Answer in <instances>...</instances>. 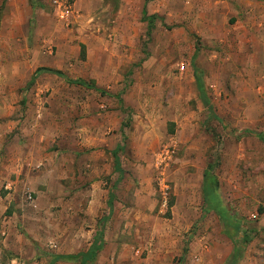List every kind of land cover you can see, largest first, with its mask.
Masks as SVG:
<instances>
[{"label": "rangeland", "instance_id": "obj_1", "mask_svg": "<svg viewBox=\"0 0 264 264\" xmlns=\"http://www.w3.org/2000/svg\"><path fill=\"white\" fill-rule=\"evenodd\" d=\"M71 2L0 0V264H264V0Z\"/></svg>", "mask_w": 264, "mask_h": 264}, {"label": "trees", "instance_id": "obj_2", "mask_svg": "<svg viewBox=\"0 0 264 264\" xmlns=\"http://www.w3.org/2000/svg\"><path fill=\"white\" fill-rule=\"evenodd\" d=\"M142 15H143V19L147 20V22H148L146 34L150 35L151 29L153 27V22H154L156 16H155V14H148L145 5L142 7ZM81 56L84 57V45L83 44H81ZM42 71H48V72H52V73L60 75V76H64V74L61 70L48 68V67H37L35 69V71L33 72V74L31 75V77L28 81V84L32 83L34 81L36 75ZM194 77H195V84H196V89H197V94L199 96V99L201 100V102L205 106V108L207 109L208 114L211 117L217 119V115L213 111V106L210 102L209 96L206 93L202 76L200 75L199 71L196 68H194ZM67 80H68V82L73 83V84H79V85L88 86V87H90V86L95 87L93 84L86 82L84 79L67 78ZM95 88L97 90H99V88H97V87H95ZM232 131L235 132V130H232ZM252 132L253 131H251V130H245L241 133L242 134H250ZM257 135L261 140L264 141V135L262 133H257ZM123 138H124V136H123ZM121 148H122V144H117L116 147L112 150V154L114 156V169L116 171H118L119 173L122 172V167H121L120 159L118 156V150H120ZM217 187H218V180L212 172V166L208 165L207 168H205V170L203 171V181H202L203 199L212 209H214L220 215V217H222L227 222V225H228V221H227L228 217H227L226 213H223L222 210H220L219 207L217 206V204L219 203L218 202L219 200L217 198V194L215 192ZM112 197H113V194L111 192L110 197H109V203L112 202ZM232 226H233L234 230L239 231V228L237 225L233 224ZM230 237H231V235H230ZM242 238L244 240V237H242ZM99 248H100V246L97 245V242H94L84 252H79L76 254H74V253L53 254L52 256H50V259L48 260V264H54L56 261L61 260V259L79 260V264H90V262H92L95 259L96 251ZM240 250H241V247L239 245L234 246L233 252L229 256V260H230L231 264H234L236 262V259L240 256Z\"/></svg>", "mask_w": 264, "mask_h": 264}, {"label": "built area", "instance_id": "obj_3", "mask_svg": "<svg viewBox=\"0 0 264 264\" xmlns=\"http://www.w3.org/2000/svg\"><path fill=\"white\" fill-rule=\"evenodd\" d=\"M56 7V17L59 21L68 24L73 15V3L71 0H53ZM180 68H184V64H180Z\"/></svg>", "mask_w": 264, "mask_h": 264}, {"label": "crops", "instance_id": "obj_4", "mask_svg": "<svg viewBox=\"0 0 264 264\" xmlns=\"http://www.w3.org/2000/svg\"><path fill=\"white\" fill-rule=\"evenodd\" d=\"M100 0H97V3H99ZM90 3H85V0H74V5H75V8L77 10H81V13L79 14V17H85V6L89 5ZM42 7V6H39V8ZM78 17V18H79ZM82 19H85V18H82ZM83 36H77V38H79V41L81 42V44H85L87 46V49H88V46H90L91 44H93V41H92V38L91 35H85V34H82Z\"/></svg>", "mask_w": 264, "mask_h": 264}]
</instances>
